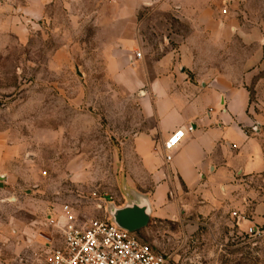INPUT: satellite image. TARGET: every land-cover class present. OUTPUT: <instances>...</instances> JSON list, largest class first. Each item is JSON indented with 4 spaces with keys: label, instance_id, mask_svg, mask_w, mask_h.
Masks as SVG:
<instances>
[{
    "label": "rangeland",
    "instance_id": "1",
    "mask_svg": "<svg viewBox=\"0 0 264 264\" xmlns=\"http://www.w3.org/2000/svg\"><path fill=\"white\" fill-rule=\"evenodd\" d=\"M46 1L45 20H0V264H47L66 205L104 219L155 190L134 148L156 125L144 111L149 89L133 91L109 70L125 44L142 54L133 68L143 80L169 71L247 85L264 152V0H160L130 25L114 0ZM206 12L234 22V37L208 33ZM226 223L151 217L136 232L167 264H264V233Z\"/></svg>",
    "mask_w": 264,
    "mask_h": 264
},
{
    "label": "crops",
    "instance_id": "2",
    "mask_svg": "<svg viewBox=\"0 0 264 264\" xmlns=\"http://www.w3.org/2000/svg\"><path fill=\"white\" fill-rule=\"evenodd\" d=\"M114 1L127 19L120 21L130 25L138 8L160 0ZM47 5L46 0H0V20L35 24L45 20ZM210 18L206 12L199 22L213 37H234V22ZM118 53L124 57L113 56L109 66L113 79L133 91L147 86L145 116L156 122L134 144L156 184L150 196L138 198L148 203L150 218H189L193 229L200 223L220 226L228 222L239 234L254 237L252 228L263 234L264 187L259 182L264 179V152L259 129L254 128L249 115L247 85L232 87L221 75L206 81L169 71H157L143 80L133 68L141 60L133 49L125 44ZM189 126L193 130L186 133L167 162L164 141L175 130Z\"/></svg>",
    "mask_w": 264,
    "mask_h": 264
},
{
    "label": "built area",
    "instance_id": "3",
    "mask_svg": "<svg viewBox=\"0 0 264 264\" xmlns=\"http://www.w3.org/2000/svg\"><path fill=\"white\" fill-rule=\"evenodd\" d=\"M227 9L223 11L224 14ZM140 59L142 54L136 53ZM193 127L175 130L163 143L164 158L170 162L186 133ZM60 234L59 244L50 252L47 264H167V257L143 241L137 232L115 224L109 216L104 219L82 220L64 206L62 214L53 223ZM254 237L261 234L250 229Z\"/></svg>",
    "mask_w": 264,
    "mask_h": 264
},
{
    "label": "water",
    "instance_id": "4",
    "mask_svg": "<svg viewBox=\"0 0 264 264\" xmlns=\"http://www.w3.org/2000/svg\"><path fill=\"white\" fill-rule=\"evenodd\" d=\"M2 178L3 176H0V179ZM0 185L3 187L2 182ZM109 214L115 224L128 231L134 232L148 224L151 216V210L148 203L142 200H136L134 202L128 203L122 208H109Z\"/></svg>",
    "mask_w": 264,
    "mask_h": 264
}]
</instances>
